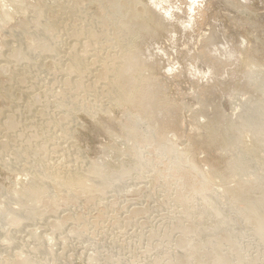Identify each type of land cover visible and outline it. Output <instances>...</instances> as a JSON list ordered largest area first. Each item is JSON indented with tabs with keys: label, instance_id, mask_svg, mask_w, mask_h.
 <instances>
[{
	"label": "bare ground",
	"instance_id": "6f19581e",
	"mask_svg": "<svg viewBox=\"0 0 264 264\" xmlns=\"http://www.w3.org/2000/svg\"><path fill=\"white\" fill-rule=\"evenodd\" d=\"M21 1L19 0V3L16 4V5H14V2H13V6L17 9L18 12H21V10L24 9V6H23ZM23 1H27V0H23ZM94 1H95V3H100V2L104 3V4L109 3L111 9H120L119 10V13H120L119 17L120 18L118 17L120 19L119 20L120 23L118 22L119 23L118 27H117V25H116V27L117 28H122L123 35H121L122 31H121V33L119 35H120V38H121V36H123V38H125V39H123L122 41H119V43L117 41V43H118L117 45L119 47V51L122 52V54L120 52H116V53H120L121 54L120 62L117 63L119 61L118 59H117L118 61L115 62V60H113V59H116V58H113V59L111 58V60H113L112 62L110 61L111 65H109V66H111V67H109L108 64H107L108 67H106L105 65H102L101 69L96 70L97 71V76L94 79V81L89 83V84L87 83L88 87H87V84H86V87L89 88V89L93 87V89H94V86L97 83L102 82V81L104 82L105 80H107L108 79V75L110 74L111 80L109 79L108 81H105L102 84V91L101 92L107 93L109 98H110L109 105L107 104L108 106L107 105H106V107L104 106L105 108L103 109V111H105V113L110 111L111 110L110 107L114 105V107L118 106V107H122V109L123 108L127 109V111H129V113H130L129 120L127 122L123 121L124 124L121 122L122 120L119 119L121 123L120 124L118 123L119 125H115V122L117 120L114 121L115 119L113 120L112 118H109V120L107 121V124L104 127L103 126L102 127H103V129L105 131L110 132L111 134H114L115 136H119V135L120 136H124V137L126 136V139L129 142L133 143L132 148L134 146L138 147L139 145H141L142 149L146 150V153H145V151L143 152L141 150L142 152L140 151L139 155L137 154L138 156L135 159L136 160L135 161V165L132 164L134 166L133 170L135 169L136 172L137 171H139V172L141 171L142 172L143 168H145L146 165H147V167L149 166L148 168L152 171V174H154V177H155L154 179H156L157 181L159 179L163 178L164 173L161 174L162 171H161V173L158 171L159 165H158V163H156V161H154L152 159L153 158L152 154L156 150H159V152H161L160 155H161L162 158L160 160V158L158 157V159L160 161H162L163 158H167V160L169 161L168 165L171 166L170 170H171V172L173 174V177H176L180 181V183L182 185V188L186 189L187 192H188V195L182 194L180 192V190H177V192H174L175 193V197H174L175 199H173V200H175V201H173V203L174 202H178L180 204V206H181L180 209L181 210L179 211V214L180 215L184 214V216L187 219H183L182 218L184 221H180L178 223V230H181V233L176 236L177 238L175 239V246L179 249V253H177L176 256L172 257L171 264H239V261L230 260L229 257H228V254L225 251L222 252L221 249H220V247H221L223 242L225 244L231 243L232 241H234V239L236 237V235L229 234L227 232L229 227L233 224V221H235L236 219H243L244 222L246 221L247 225L250 226V228L254 231L255 234H257L260 237L264 236V183L262 182V179H261L262 175H260V173L256 172L257 171L256 170V165L258 163L259 158L261 157L260 154L262 152H264V147H263V142H264V27L262 26L263 30H260V29H258V27L256 28V25L254 26L253 25L254 23H253L251 27L254 26V28H256L254 30H255V32L257 34H258L257 31L260 30V34H258L259 37H256V39L254 41H250L248 36H243V38H245V39L244 40L242 39L244 41V42L242 41V43L243 44L245 43V45H240V43H238L240 46L237 47L236 46L237 44L233 43V44H235V45H233L231 43L230 35H227L228 32L225 29V27L224 28L220 27L221 25L223 26V24H221L220 26H218V28L216 26L215 30L219 29L218 31H215V30L211 31V33H213L212 36H210L211 35L210 34L209 35L210 37H208V36H207L208 38L205 37L206 41L205 40H203V41L202 40H198L197 42L194 43V44H197V43H199L201 41L204 43L203 47L199 51L194 50V51H196V53L193 52L194 55H192V52H191L190 54L192 56H188V57H186L184 59H182L183 57H181L182 60L177 65H179V67H181V68L184 67L185 70L181 71V73L179 71L180 74L186 75V72H187V75H189V76L194 78L195 75L198 72H200V69H201V68H198L199 65L196 66V64L198 63V61H201L202 62L201 65L203 67L205 66L204 68L207 67L206 70L208 71V73L210 72L208 75H205V77H207L209 79L208 82H210V80L214 81V85L211 86V87L208 86L211 82L208 85L205 82V84L208 87L199 88L198 92L196 91L197 95L193 99L195 101L197 100V102L199 101L198 103H200V107H201L200 110L203 111V112H201V111L199 112L198 110H196L199 113H197L195 111L197 114H195V112H194V113H192L191 116H189L190 115V113H189V115L186 114L188 117L187 116L183 117L184 109L186 111V110H188L189 107L188 108H184L186 106V105L185 106L183 105L184 101L182 102V101H180L178 99H175L174 97H176V96L172 97V96H169L167 94V93H169L168 92V84L167 83L169 82L168 79L171 78V77L168 78V76L174 75V69H170L168 73L167 72L165 74L163 73L164 76H165L164 80L160 79L159 78L160 76L157 77L154 74V72H156L155 70H157L155 68L158 67V65L156 67L157 58L153 57V55H150L152 53H149V55H147V53L144 51L143 47L142 48L139 47L141 45L140 41H141V39H143L142 41H146L147 38H148V40L150 38V41H151V39H157L158 40V39H160L163 36L166 37V35H167V38L170 40V42L172 40H174V42L175 41L177 42L178 40H176V39L179 36L181 30H182L181 32H182L183 36L185 35V34H183V30H184V32L187 33L190 29H193L192 30V34H194V32H193L194 28L197 27L199 22L203 19L202 17L206 15L207 10H209L212 7L213 4L217 5V4H215V2L217 0H188L190 3H187L186 0L183 3L180 2L181 0H177L176 1L178 3L179 2L182 3L183 6L184 5L188 6L186 8H182L181 6L178 7L179 4H177L176 2L173 3L174 0H150L149 6L143 5V4H141L139 2V4H141L142 7L141 6L140 7H137V6L135 7L134 6V8H132L133 7L132 4L133 3L136 4V0H94ZM230 1L228 0V2L231 3V7L233 6V8L236 11H238V12H241V13L244 12V14H245V13H247V12H245V10H248V8H251V4H250L251 2L249 3L246 0H245L246 3H245V1L243 3L242 0H241L242 3H241V1H238V0H234V1L230 0ZM17 2L18 1H16V3ZM261 2L264 3V0H262ZM123 3H125L126 5H123ZM128 3H131V4H128ZM220 3H221V0H220ZM11 4H12V2H11ZM176 4H177V10H181L184 16L180 17V16H175L174 15V11L173 10H174ZM1 5H3V4H1ZM255 5L256 4H254V6ZM30 7H31V10L33 11V14H34V15H32L33 18H32V20H28V21L26 20L22 24V26L24 28V27H28V25L30 26V25L33 24L34 28H35V29L33 28L34 29L33 32L34 33H39L43 37L39 38V37L33 35V36H31V38H33L36 41V44L33 47H31L30 45H26V46L24 45L25 47H22V46L20 47L17 44L18 46H15V47H13L10 50L8 49L10 51L9 53L8 52L7 53L4 52V50H5V49L3 50L4 43H1L0 44V70L1 69L10 68L11 67L10 64H12L13 62H15L17 64L20 61L23 62V60L24 61L25 60H30L31 56H32V58H33V56H36V55H32L31 54L32 50L35 53V49L38 50V52H36L38 54L37 55L38 58L40 56H43L44 53H47V52L51 53V51L56 52V51H54V49H56L58 46L55 48V46H53L54 45L53 42L51 41L52 40L51 35L53 34L51 32L55 30L52 27H54L56 25L51 27L50 24H47L48 22L45 23L46 25H44V22L43 23L41 22V18L45 17V15L48 16V14H46L47 11L44 8H42L40 0H38V2H36V1L33 2V4ZM175 11H176V8H175ZM248 12H250V11H248ZM210 13H212V12L210 11ZM209 14H207V15L210 16ZM229 14H230V12H229ZM238 14H240V13H238ZM254 14H257V13H254ZM94 15L102 17V19H100V22L98 21L99 24H102L103 26H105L106 25L105 23H108L107 21L109 20V16H108V14L103 12L102 6H99V5L96 6V9L94 11ZM245 15L247 17V14H245ZM106 16H108V17H106ZM249 16H250V14H249ZM254 16H256V15H254ZM228 17H230V16H228ZM252 17H253V15H252ZM259 17H260V13H259ZM234 18H235V16L233 17V19ZM77 19H79V18H77ZM205 20H207V19H205ZM237 20H238V18H237ZM239 21H240V19L238 20V22ZM242 21L244 22V20H242ZM1 22H4V21L1 19L0 26H2ZM238 22H236V24ZM207 23L208 22H206V24ZM232 23L234 24L233 21H232ZM115 24H116V22L114 23V25ZM177 25L181 26L180 27L181 30L179 32H178ZM200 25L201 24H199L198 26H200ZM209 25H210V23H209ZM215 25H216V23H215ZM250 25H251V23H250ZM103 26H102V28H103ZM204 26H205V24H204ZM240 26H242V25H240ZM247 26H249V24ZM85 27H81L82 29H79L78 27H77L78 29H74V28L72 29L71 28L72 29L71 33H69V35L74 38L73 39L74 42L73 43L70 42V44H71L70 48H69L70 52L67 53V54H69V55H67L69 57L68 58L66 57V58H67V60L69 59L67 61V65L70 62L69 64H71L70 67L72 68L71 70H73L74 72L82 71L83 69L87 70L86 67L83 68V66H85L83 64H85L84 61L86 60V58L83 60V57L78 56L80 54H78L77 52H74L77 49V48L75 49V47H77L78 43L81 45L80 42H82V39L81 38L79 39V37L80 36L83 37V34H81V33L85 32V29H84ZM99 27H100V25H99ZM237 28H239V26ZM83 29H84V31H83ZM230 29H231V27H230ZM241 29H242V27H241ZM247 29H246V31H248V33H249V30H247ZM251 29H253V28H251ZM100 30L101 31H98V32H97V30H95L91 34L89 32L88 33H89V35L93 36V39L96 41L97 40V39H95L96 37L101 36L100 38H102V35H104V33H105L103 29L100 28ZM244 30H245V28H244ZM201 33H202V30H201ZM113 34H116V33H113ZM196 34H197V32H196ZM182 35L180 37H182ZM110 36H111V34H110ZM190 37H192V36H190ZM145 38H146V40H145ZM167 38H166V40H167ZM194 38H190V40L194 39ZM39 39H40L41 43H39V41H37ZM78 39L81 40V41H79ZM135 39L136 40L139 39V40H137L138 44H140L139 46H137V43H136ZM184 39H185V37H184ZM184 39H183V41L187 42ZM157 40H155V41H157ZM186 40H188V38ZM76 41H78V42L75 43ZM183 41H181V42H183ZM32 42H34V41H32ZM166 42H168V41H166ZM64 44H66V43H64ZM184 44L187 45V43H184ZM36 46H38V47H36ZM197 46H198V44H197ZM168 47H170V46H168ZM185 47H187V46H185ZM147 48H149V47L147 46ZM157 48H156V50H158V52L160 53V54H157V55H159V56L161 55L162 56L164 54V48L163 49L162 48H158L157 49ZM195 48H196V45H195ZM199 48H200V46H199ZM165 49H167V46L165 47ZM174 49H175V47H174ZM187 49H189V48L187 47ZM187 49L185 48V49H183V51H185ZM158 52H156V53H158ZM41 53H43V54H41ZM169 53H171V52L169 51ZM261 53H263L262 57H259V55ZM90 54H92V53H90ZM110 54H111V52H110ZM244 55H245V57H243ZM48 56H50V55H48ZM159 56H158V58H159ZM104 61H105V59H104ZM236 61H237V63H236ZM99 62H100V60H99ZM29 63H30V61H29ZM16 64H14V67H15ZM30 64H32V63H30ZM54 64H56V63H54ZM101 64H103V63H101ZM161 64H162V61H161ZM88 65L86 64V66H88ZM240 65H243L245 67V69L242 70V71H237V68H239ZM12 67H13V65H12ZM16 67H18V66H16ZM48 67H50V66H48ZM235 67H237V68H235ZM99 68H100V66H99ZM71 70H70V72H71ZM82 72H80V73H82ZM85 72H83V73H85ZM89 72H90V75H91V72H93V70L92 71L89 70L88 73ZM156 73H159V72H156ZM201 73H202V71H201ZM223 74L225 75L226 78L229 76L227 78L228 79L227 81L226 80L222 81V79L225 78ZM176 75H178V73H176ZM197 75H199V74H197ZM80 77H82V76H80ZM188 77H186V78H188ZM191 77L189 78V80L191 79ZM176 78H177V76H176ZM193 78H192V80H193ZM218 78H220V80ZM100 79H102V80L99 81ZM195 79L193 80V82L195 81ZM89 80H90V78H89ZM180 80L182 81V79H180ZM192 80H191V83H192ZM199 80H200V78H199ZM207 80L205 78V81H207ZM71 81H72V79H71ZM71 81H70V79H65L64 84L65 85H68V84L70 85ZM173 82H175V81H173ZM187 82H189V81L187 80ZM196 82H197V79H196ZM83 83H84V81L82 82V84ZM84 84H83V87H85ZM223 84H224V86H221ZM69 85L67 87H69ZM75 85H76L75 86L76 88L73 86L75 88V91L72 90V93H71V95H72L73 92H76L75 97H74V94L72 95L74 97V100L71 99V101L68 102V105H67L68 106L67 107L68 111L63 113L64 115H62L60 117V119L58 121H56L55 127H57V128H59V127L61 128V123H59L60 121H62L61 119H63V120L64 119L66 120V118L68 119V113L71 112L72 109H74V110L78 109V107L82 105V104L78 103L80 105L77 104V106H78L77 107L76 103H75L76 95L78 94L77 96H79V93H77V92L82 89L80 87L82 85H81V83H79V81ZM195 85H193V86L195 87ZM199 85H200V83H199ZM182 86H181V88H182ZM65 88H66V86H65ZM78 88H80V90ZM71 89L72 88L70 87V91H71ZM66 90H69V88L66 89ZM99 90H101V88ZM194 90H195V88L193 89V91ZM239 90H242V93L245 90H252L253 91V93H252L253 94V99L257 98V100H259L258 97H261V98L263 97V99L261 100V102H262L261 104L262 105H260L259 108H257L256 106H258L257 104L259 102L258 103L256 102V103H254V104H256L254 107H256L257 109H253L254 111L251 110L252 108L251 109L249 108L251 111H247L245 109L246 114H243V113L240 112V114H242V115L238 114L239 115L238 116L236 114L238 117H235L236 119H234L233 116L231 117L229 114H226V112L223 110L224 107L222 108V106H224L223 102L225 101L223 99L226 96L228 97L232 92H236V91H239ZM70 91H69V93H70ZM64 92L68 94V91L67 92L64 91ZM87 92H89V91H87ZM57 93H56V95H57ZM89 93H91V92H89ZM99 93H100V91H99ZM232 94H233V97H234V93H232ZM245 94H243V95H245ZM252 94L250 93L251 97H252ZM86 96H88V95L85 94V97ZM100 96L101 95L99 94V97ZM178 96H180V95H178ZM184 97H186V95H184ZM221 97L223 99H221V101L218 100ZM241 97H242V95H241ZM56 98H58V97H56ZM94 98H96V97H94ZM243 98H244V96H243ZM69 99L70 98H68V100ZM231 100H233V99L231 98ZM234 100H237V99H234ZM77 101H78V97H77ZM251 101H249V102L251 103ZM89 102H91L90 104L92 105V104H94L92 102H95V101L90 99ZM228 102L229 103L230 102L233 103L232 101H228ZM245 102H247V101H245ZM253 102L251 104H253ZM81 103H83V102L81 101ZM85 103H83V104L84 105H88V103H86V104ZM196 104H194V106H196ZM251 104H250V106L252 107ZM95 105L97 107L96 103H95ZM246 105H248V102H247ZM237 106H239V105H237ZM14 107H16V106L14 105ZM87 107H89V106H87ZM87 107H84V108L86 110L87 109L89 110V108H87ZM191 107L192 106L190 105V108ZM200 107H198L197 109H199ZM84 108L82 107L81 109H84ZM244 108H247V106L244 107ZM90 109H91V107H90ZM95 109H97V108H95ZM98 109L102 110L100 108H98ZM192 109L194 110L195 108H192ZM93 110L91 111V114L94 112ZM8 111L2 112V113L0 112V118H1L0 124L3 125V126L5 124L6 126L12 128V127L15 126V123H16V121L13 120V116H12L15 112L14 111H9L8 112ZM241 111L243 112L244 109L241 110ZM191 112H193V111L191 110ZM209 113H212V114H209ZM232 113H233V111H232ZM92 115H93L92 117H94V114H92ZM95 115H96V112H95ZM69 116H70V114H69ZM183 118H185V120ZM201 118H202V120H203V118H205V119L207 118L206 119L207 121L206 120H205L206 122L204 121L205 124L201 123V121H200ZM2 119L4 121H2ZM185 121H186V123H185L186 125H187L188 122H190V128H187V126L185 128V126H184V122ZM32 123H34V122H32ZM17 125H18V123H16V126ZM21 126H22V124H21ZM9 130H11V129H9ZM58 130H57V132H58ZM1 133H2V131H1ZM4 134H3V136H4ZM36 134H35V136L34 135H32V136L36 137ZM30 135H31V133H30ZM52 135L53 134H51V136ZM54 135L56 136V134H54ZM170 135H174L172 137H173V139L176 137V140L178 138L179 139L182 138L181 140H183V139L189 137L188 140L186 141L187 144H189V145H186L187 147L186 148L184 147L182 150L177 149L178 148V146L176 144L177 142L174 141L175 139L172 140ZM39 137H37V139ZM246 137L250 138L249 139V142H250L249 146H248V139H246ZM31 139L29 141H31V144L35 143V145L30 146L27 143H24V144H26V146H23V144H22V147L19 148L17 150V153H16V156L18 158L19 157L22 158V156L23 157L26 156V158H28L30 160L31 159H35V158L38 159L39 157H40L39 159H41L40 160L41 163L39 162V166H37V168L38 167L39 168L38 169L36 168L37 169V173H39V174L36 173L37 174L36 175L35 173H32V175H31V179L33 177H35V175L36 176L39 175V178L37 177V179L34 181V183L31 184V186H29L28 191L27 190H23V192H21V193L16 192L17 193V194L15 193L16 196L14 195L15 197L19 198V202H18L19 205L18 206L21 207V208L19 207L20 208L19 210H21V212H23V215H24L23 217L26 218V219H30V220L33 219L34 220L35 217L41 216V215H43L46 212H49V213L52 212V215L54 213L55 214L58 213L57 211L59 209L61 210L60 207L62 206V208H63L64 207L63 204L67 205V203H68V198L64 197V195H65L64 191L65 190L68 191V194H67L68 197H71V199L73 198V200H74V198L75 199L76 198L80 199V198H84L85 197L86 199L84 198L85 202L83 204L87 205V203H93L92 199L95 200L96 197H98V196L100 197V195L101 196L104 195V193H106L105 191H106L107 188H112L113 187L114 191H115L117 189V187H118V182L120 180L128 177V174H129L128 166H124L123 164H122L123 167H118V168H114V169L112 168V170L110 169V171H108L109 169L105 170L106 168L104 169L103 163H100L98 161L97 162L94 161L93 163H91L92 162L91 161L90 165L86 164L87 166H89V167H87L88 169L87 168H86L87 170H85V169L83 170L82 169V171L76 165H75L76 168H73V167L69 168L71 166L68 167V166H65V164L64 165H60L62 162L60 163L59 161H58V163H60V164L57 165V163L54 162L57 165L56 166L53 163L55 165L54 166V165L51 164V162H49L50 160L47 157V155H48L47 152H49V150L47 151L48 148L46 146V144H47L46 142L48 140L45 143L40 144V142H41L40 140L38 141L35 138H33L35 140H31ZM170 139L172 141H174L175 143L170 141ZM3 141H0V149H1V151L3 149V146H5V143ZM188 142H190V143H188ZM55 147L56 146L51 147V149L55 148ZM63 149L64 148H62V151H63ZM135 150L136 149H134L133 151H135ZM196 151H198V152L200 151V153H202V151H203L205 153V154L204 153L203 154L206 155V159H204L203 161L206 160L205 161V165L206 166L210 165V166L213 167V168L210 167V168L213 169L212 171L209 169V167H208V169L210 170V172L209 171H205V169L201 166V163H202L201 161H200L201 163H199L200 165L197 163L198 161H196V157H195V152ZM159 152H158V155H159ZM198 152H197V154L199 155ZM126 153H128V152H126ZM126 153H125V155H126ZM242 155H244V157H245V158L243 157L244 159L242 158ZM41 156H42V158H41ZM74 156H77V155H74ZM151 156H152V158H151ZM154 156H156L155 153H154ZM58 158H60V156ZM7 159H9V158H7ZM47 159L49 161H47ZM117 159H119V158L117 157ZM149 159H152L155 163L153 161L152 162L150 161L151 162V164H150L149 163ZM2 160H3V158H2ZM116 160H115V162H116ZM31 161L33 163V160H31ZM121 161H123V160H121ZM160 161H158L159 164H160ZM68 165H69V163H68ZM126 165H128V164H126ZM25 166H27V165H25ZM58 166H61V167H58ZM115 166H118V164L115 165ZM11 169H12V167H11ZM144 170H146V169H144ZM254 170H256V171H254ZM261 170H262V172H264L263 167H262ZM34 171H35V169H34ZM252 171H254L253 174H251ZM136 172H135V174H136ZM219 175L223 176V177L222 176L220 177L222 181L220 179H217V178H219ZM131 176H130V179L132 178ZM249 176L254 178V179L248 178ZM246 177L248 178V180L246 179ZM235 178L238 179V180L236 179L237 182L235 181L237 183V185L235 187H231L230 184H231V182L232 183L234 182ZM132 179H134V178H132ZM216 180H218V181L220 180L221 183L220 182L216 183ZM141 181H142V179H141ZM148 181L146 182V186H148L147 184L150 183ZM161 181H162V179H161ZM161 181H160L159 184H162ZM166 181H167V178H166ZM125 183H129L128 180ZM130 183H132V181ZM136 183H137V180H136ZM136 183L135 184L133 183L134 187H135V190L134 191H133V189L128 190L127 194H131V195L133 194L134 197L131 200H135V201H137L139 203V202H141L140 194L143 191L142 190L143 189V185H142V187H140L139 184H136ZM139 183H141V182L139 181ZM215 183L217 185L218 184L219 185L217 186V185H215ZM166 184H168V182H166L165 185L163 183L164 186H166ZM124 185L129 186L130 184L129 185L128 184H124ZM136 185L138 187H140V188H138V187L136 188ZM215 186H217V187L220 186V188L224 189V192L221 193V195H217L218 194V188L215 187ZM113 188H112V190H113ZM29 189H31V190H29ZM125 189H127V187L124 188V190ZM109 190H111V189H109ZM111 192L112 191H110V193ZM110 193H107V194H110ZM82 196H84V197H82ZM78 197H80V198H78ZM102 197H104V196H102ZM44 198L48 199V202L46 203V206L50 207L51 208L50 210H44V211L41 210L40 211L39 209L36 208L35 204H31V202L34 201L33 199H38V200L42 201ZM221 198H223V199L221 200ZM146 199H148V198H146ZM193 200L198 201L197 209L199 211L202 210V209L200 210V207L202 208L203 206H206V207L209 208V209H207L206 213L213 217V219L215 221L214 224L212 223L213 225L210 224L211 226L205 227V225L208 224V223L205 222V219L201 218L200 220H198V222L195 220V215H196L195 214V209H194V207L191 206L193 204L192 203ZM81 201H82V199H81ZM90 201H92V202H90ZM75 202H76V200H75ZM3 203L6 204V202H4V200H1L0 204L2 205ZM221 203H223V205H221ZM237 203H239V205H237ZM139 204H137V206ZM76 205H75V207H76ZM135 205H136V203H135ZM2 206H0V207H2ZM90 206L91 205H89V207ZM228 207H232L233 208V213L232 214L228 213V210L226 209ZM84 208H85V206H84ZM64 209H65V211H66V209L68 210L67 207H65ZM141 209H142V206H141ZM6 210L7 211H5L3 213L4 214V218H5L4 219L5 222L3 223L2 222L3 220H1V225L4 224V227L2 225V227H3L2 229H4L3 233L6 231V229H7L6 227L7 226L11 227V225L9 224V221H10V218L15 214V211H13L14 209L12 207L7 208ZM89 210H90V208H89ZM132 210L133 211L136 210V211L132 212V213H135V214L140 212L139 209H132ZM203 210H202V212H203ZM69 211H67V212H69ZM13 212H14V214L12 216H10ZM72 212H74V211H72ZM88 212H87V214H88ZM81 213H82V211H81ZM72 214H70V213H68L67 215L64 214L65 216L62 217L61 221L59 220V222L57 221V219H59L58 218L59 216L55 217L53 215L57 219L55 220V218H54V220H50L48 222V225L50 227L52 226V227L55 228V227H59V226L61 227V226L66 225V223H68L70 220L75 221L74 219H76L77 221H79L80 216L77 213H75L77 215H75V217H74ZM16 216H15V218H17ZM160 216H162V214ZM23 217H21L19 215V218L23 219ZM47 217H48V215H47ZM196 217H197V215H196ZM206 217H208V216L206 215ZM212 217H211V220H212ZM60 218H61V216H60ZM17 219L15 220V223H14V221L10 222L11 224H13V226H12L13 228L19 226L18 223H16ZM40 219H42V218H40ZM209 219H210V217H209ZM11 220H12V218H11ZM27 221H26L25 224H28ZM31 222L33 223L32 225H34V222L33 221H31ZM37 223L39 224V222H37ZM57 223L59 225L56 226ZM73 223L76 224V222H73ZM69 224H70V222H69ZM224 225H227V228L225 230H223V228H222V226H224ZM197 226H200L202 228L201 229L200 228H196ZM31 227H35V226H31ZM67 227H69V226H67ZM63 228L65 230L66 227H63ZM0 229H1V227H0ZM19 229H21V228H19ZM38 229H39V227H38ZM61 229H59V231ZM8 230H11V229L8 228ZM14 230L15 229H13V231ZM49 230H51V228ZM32 231H33V229H30V230L28 229V231H24V233L27 232V235H31ZM48 231H47V234H48ZM7 232H10V231H6L4 234H6ZM22 232H23V230H22ZM0 234H1L0 236H2V237L4 236L2 233H0ZM9 234L10 233H8L7 235H9ZM11 234H12V236L11 235L8 236L9 238L7 237L6 238L7 240L4 239V237H3V239L6 242H11V243L14 242V241L15 242L12 243L11 245L8 244L9 247L12 246L11 249L6 250L7 249V248H5L6 244H4L3 246L0 247V264H44V263H42L43 259H41V256L38 257L39 255H36V253L38 252L37 249L30 248L29 250H26V252L25 251H21V248H22L21 246L24 247V245H25V243L24 244L22 243V241L24 239L21 238V236L19 237V239H17L16 237L13 236V233H11ZM21 235H22V233H21ZM23 235H25V234H23ZM57 235H58V233H57ZM57 235H56V237H57ZM35 236H38V234L36 233ZM59 236H62V234L59 235ZM49 237L51 238L50 235H49ZM63 237H65V236H63ZM45 238H46V236H45ZM54 238H55V235H54ZM25 239H27V238H25ZM30 239H32V238H30ZM60 239L61 238H59L58 240H60ZM55 240L57 241V239H55ZM27 241H29V240H27ZM38 241H40V243H42L44 240H42V241L38 240ZM45 242H46V239H45ZM47 242H48V240H47ZM53 242H55V241H53ZM211 242H213V243L211 244ZM57 243H59V242L57 241ZM38 244L36 245L37 248H38ZM27 245H26V248H27ZM33 246H35V245H33ZM208 247H210V248L208 249ZM40 248L41 247H39V249ZM42 248H44V247H42ZM41 249H40V251H41ZM23 250H25V248ZM81 252H83V251H81ZM4 254H6V255H4ZM43 257H44V255H43ZM43 262H45V261H43Z\"/></svg>",
	"mask_w": 264,
	"mask_h": 264
},
{
	"label": "rangeland",
	"instance_id": "374dc122",
	"mask_svg": "<svg viewBox=\"0 0 264 264\" xmlns=\"http://www.w3.org/2000/svg\"><path fill=\"white\" fill-rule=\"evenodd\" d=\"M16 1H18V2L16 3ZM16 1L15 0L14 1L13 0H11V1L10 0H0V17H1L0 21H1V19L4 21V22H1L2 26H0V44L4 43L3 50L5 49L4 52H6V53L7 52L9 53L10 49H12L13 47L18 46V45L20 47L21 46L25 47L26 45H30L31 47H33L36 44V41L33 38H31V36H33V35L37 36L39 38L43 37L39 33L33 32L35 29L33 24L30 26L28 25V27H24V28L22 26V24L26 20L27 21L32 20V18H33L32 15H34V14H33V11L31 10L30 6L33 4V2H35V1L38 2V0H27V1H23V0L21 1L20 0L24 6V9L21 10V12H18L17 9L13 6V2H14V5L19 3V0H16ZM176 1L177 0H174L173 3ZM232 1H234V0H232ZM238 1H241V0H238ZM242 1L244 3L245 0H242ZM242 1H241V3H242ZM246 1L249 3L251 2L250 3L251 8H248V10H245V12H247V13H245V14H247V17L244 14V12H242V13L238 12L233 8V6L231 7V3H230L231 1L228 2V0L227 1L221 0V3H220V0H217L215 2V4H217V5L213 4L212 7L209 10H207L206 15L202 17L203 19L199 22V24H201V25L198 26L199 25L198 24L197 27L194 28L193 32L195 35L192 34L193 29H190L187 33L184 32V30H183V34H185L183 36L182 32H181L182 30L180 29L181 26L177 25L178 32L181 30L180 34L178 36L179 38L177 37V39H176V40H178L177 42L176 41L174 42V40H172L170 42V40L167 38V35H166V37L163 36L158 40L157 39H151V41L153 40L152 42L150 41V38H149V40H148V38H147V40L145 38L146 41H142L143 39H141V41H140L141 45L138 44L137 40H139V39H137V40L135 39L137 46L140 45L139 46L140 48L143 47V49L147 53V55H149V53H152L150 55H153V57L157 58L156 67H157V65H158V67L155 68V69H157L155 71L159 72V73L154 72V74L157 77L160 76L159 78L164 80L165 79L164 74L166 72L168 73L170 69H174V75L168 76V78H170V77L171 78L168 79L169 82L167 81L168 82L167 83L168 84V92L170 93V94L169 93H167V94L169 96H172V97L176 96L174 98L178 99L182 102L184 101L183 105L184 106L186 105L184 108L189 107L188 110H186V111L184 109L185 112L183 111V114L185 116L183 115V117H186L187 115H189V113H190L189 116H191L192 113H194L196 110H198L199 112L201 111L200 110L201 109L200 103H198L199 101L197 102V100L195 101L193 99L197 95L199 88H205L208 86L211 87L214 85V81L210 80L211 83L208 82L209 79L207 77H205V75H208L210 72L208 73V71L206 70L207 67L204 68L205 66L203 67L201 65L202 64L201 61H198V63L196 64V66L199 65L198 68H201V69H200V72L197 73L199 75L196 74L194 78L187 75V72H186V75L180 74L181 71L185 70V68L184 67L181 68L177 64L182 59H184L188 56L194 55L193 52L196 53V51H199L204 45V43L202 41L206 39L205 37L212 36L213 33H211V31L215 30L216 26L218 28V26H220L221 24H223V26L221 25L220 27H223V28L225 27V29L229 33V34L227 33V35H230L231 43L237 44L236 45L237 47L240 45H245V43L244 44L242 43V41L245 39V38H243V36H248L250 41H254L256 39V37H259L258 34H260V30H263V27H264V3L261 2L262 0H260V1L259 0H246ZM246 1H245V3H246ZM11 2H12V4H11ZM139 2L141 4L147 5V6H149V4H150V0L149 1L148 0H136V4L133 3L132 8H134V6L135 7L141 6L142 7V5L139 4ZM180 2L183 3V2H185V0H181ZM180 2L179 3L176 2L177 4H179L178 7H180V6L182 8L188 7L186 5H184L185 6L184 7L183 4ZM186 2L190 3L188 0H186ZM40 3L42 5V8H44L47 11L46 14H48V16L45 15V17L41 18V22L42 23L44 22V25H46L45 23L48 22L47 24H50L51 27L56 25V26L52 27L55 30L51 32V33H53L51 35V37H52L51 41L54 44V45L53 44L52 45L55 46V48L58 46L56 49H54V51H56V52L51 51V53H49V52L44 53V54L41 53V54H43V56L44 55L45 56L44 57L40 56L38 58L37 57L38 54L36 53V52H38V50L35 49V53H34V51L31 49L32 50V51L30 50L31 54L36 55V56H33V58L31 56L30 60H25L26 62L24 60H23V62L20 61L17 64L15 62H13V63L11 62L12 64H10L11 65L10 68L0 70V112L2 113V112H6L8 110L14 111L15 113L12 115L13 120H15L16 123H18V125L16 126V123L14 122L15 126L12 128L6 126L5 124H4V126L0 124L1 125L0 126V138H1L0 141L4 140L3 142L5 143V146H3L2 151L0 149V151H1L0 152V161L1 162L3 161L2 162L3 164L0 162V201L4 200V202H6V204L5 203L2 204L3 206L0 204V206H2V207H0V227H1L0 233H2L4 235L3 236L4 239H6L10 235L12 236L11 233H13V236L16 237L17 239H19V237L21 236V238L24 239L23 240L24 242L22 241V243L23 244L25 243L24 247L21 246L22 247L21 251L26 252V250H29L30 248L37 249L38 254L36 253V255H39L38 257L41 256V259H43L42 263H44V264H71V263L72 264H171L172 257L176 256V254L179 253V249L175 246V239L177 238L176 236L181 233V230H178V223L180 221H184L183 219H187L184 216V214H181V215L179 214V211L181 210L180 204L178 202L173 203V201H175V200H173V199H175L174 198L175 197L174 192H177V190H180V192L182 194H185V195H188V192L186 189L182 188L180 181L176 177H173V174L170 170L171 166L168 165L169 161L167 160V158H163V160L160 161L162 157L160 155L161 152H159V150H156L155 152H153V154H152L153 158H152V156H151V158L154 161H156V163H158V165H159L158 171L160 173L162 171L161 174L164 173L165 176L163 175V178H161L163 182L161 181V179H159L158 181L156 179H154L155 178L154 174H152V171L148 168L149 166L147 167V165L145 168H143L142 172L141 171L136 172L135 169L133 170V168H134L133 165H135V161H136L135 159L139 155L140 151L142 150L143 152L145 151V153H146V150L142 149L141 145H139L138 147L134 146L135 148L134 147L132 148L133 143L129 142L126 139V136L125 137L120 136V135L115 136L114 134H111L110 132H107L103 129V127L107 124V121L109 120V118H112L113 120L115 119L114 121H116V120L118 121L120 119V120H122L121 122L123 124H124L123 121L127 122L130 118L129 111H127V109L123 108L125 110L124 111L122 109V107H118V106L114 107V105L113 106L110 105L111 106L110 111H108L106 113H105V111H103V109L106 107V105L107 104L109 105L110 98H109L107 93L101 92L102 91V84L105 81H108L109 79L111 80L110 74L108 75L107 80H105L104 82L102 81V82L97 83L94 86V89H93V87L90 89L87 88L88 84L93 82L94 79L96 78V76H97L96 70L101 69L102 65H105L106 67H108L109 65H111L110 63L113 60H115V62H117L119 60L117 63L120 62V59H121L120 56H121L122 52L119 51V47L117 44L119 43V41H122L123 39H125V38H123V36H121V38H120V35H119L122 31V28H117L118 24L120 23L119 22V20H120L119 19L120 18L119 17V14H120L119 10L120 9H111L109 3H106V4L101 3V2L95 3L94 0H40ZM1 4H3V5H1ZM128 4H131V3H128ZM177 4L175 6L176 11H175V8L173 10L174 15L180 16V17L184 16L181 10H177ZM254 4H256V5L254 6ZM98 5L102 6L103 12L108 14V16H109V20L107 21L108 23H105L106 24L105 26H103L102 24H99L100 19H102V17L94 15V11L96 9V6H98ZM123 5H126V4L123 3ZM210 11L212 13H210ZM248 11H250V12H248ZM229 12H230V14H229ZM238 13H240L241 15ZM254 13H257V14H254ZM259 13H260V17H259ZM207 14H209L211 17L208 16ZM249 14H250V16H249ZM252 15H253V17H252ZM254 15H256V16H254ZM108 16H106V17H108ZM228 16H230V17H228ZM234 16L236 19L235 18L233 19ZM77 18H79V19H77ZM237 18H238V20L240 19L239 22H238ZM205 19H207V20H205ZM241 19L244 20V22ZM232 21L234 22L235 25L232 23ZM115 22H116V24L114 25ZM206 22H208L207 23L208 25L206 24ZM236 22H238V23L236 24ZM209 23H210V25H209ZM215 23H216V25H215ZM250 23H251V25H250ZM98 24L100 25V27ZM204 24H205V26H204ZM248 24L250 27L247 26ZM252 24L254 26L256 25V28L258 27V29H260L259 31L256 30L258 32V34L254 30L256 28H254V26L251 27ZM116 25H117V27H116ZM240 25H242V26H240ZM102 26H103V28H102ZM229 26L231 27L232 30L230 29ZM238 26H239V28H237ZM77 27L79 29H82L81 27H85L84 28L85 32L81 33V34H83V37L82 36L79 37V39L80 38L82 39V42H80L81 45L78 43L77 47H75V49L77 48L78 50L76 49V51H74V52H77L78 54H80L78 56L83 57V60L86 58L87 61L86 60L84 61L85 64H83V65H85V66H83V68L86 67V69L88 71L93 70V72H91V75H90V72L88 73V71L85 69L82 70L83 72L86 71L85 73H83L82 71H78L79 73L74 72L73 70H71L72 68L70 67L71 66V64H69L70 62L67 65V61L69 60V59L67 60V58L69 57V56H67V55H69L67 53L70 52L69 51V48L71 45L70 42L71 43L74 42L73 41L74 38L71 37L69 35V33H71V30L73 28L78 29ZM241 27H242V29H241ZM100 28L103 29L105 33H104V35H102V38H100L101 36H98L96 38L94 37L95 39H97L95 41L93 39V36L89 35V33L91 34L95 30H97V32L101 31ZM244 28H245V30H244ZM251 28H253V29H251ZM84 29H83V31H84ZM91 29L92 30L94 29V30L92 31ZM246 29L249 30V33H248V31H246ZM201 30H202V33H201ZM218 30H215V31H218ZM196 32H197V34H196ZM113 33H116V34H113ZM110 34H111V36H110ZM121 35H123V31H122ZM181 35H182V37H180ZM189 35L192 37H190ZM184 37H185V39H184ZM166 38H167V40H166ZM187 38H188V40H186ZM190 38H194V39L190 40ZM183 39L187 42H184ZM155 40H157V41H155ZM198 40H202V41L197 43L198 44V46H197V44H194V43L197 42ZM32 41H34V42H32ZM37 41H39V43H41L40 39ZM79 41H81V40H79ZM117 41H118V43H117ZM166 41H168V42H166ZM181 41H183V42H181ZM77 42L78 41H76L75 43H77ZM64 43H66L67 45ZM184 43H187V45ZM238 43H240V45ZM235 44H233V45H235ZM195 45H196V48H195ZM147 46L149 48H147ZM166 46H167V49H165ZM168 46H170V47H168ZM185 46H187L189 49H187V47H185ZM199 46H200V48H199ZM36 47H38V46H36ZM157 47L162 48V49L164 48V54L162 55L163 57L161 55H160L161 57L159 55H157V54H160L158 52V50H156ZM174 47H175V49H174ZM185 48L187 50L183 51V49H185ZM194 50H196V51H194ZM169 51L171 53H169ZM110 52H111V54H110ZM116 52H120L121 54L116 53ZM156 52H158V53H156ZM191 52H192V55L190 54ZM88 53L89 54L92 53V54L89 55ZM262 54L263 53H261L260 54L261 56L259 55V57H262ZM48 55H50V56H48ZM158 56H159V58H158ZM101 57L102 58L104 57V58L102 59ZM181 57H183V58L181 59ZM243 57H245V55ZM111 58L112 59L116 58V59L111 60ZM104 59H105V61H104ZM99 60H100V62H99ZM29 61L32 64H30ZM161 61H162V64H161ZM54 63H56V64H54ZM101 63H103V64H101ZM236 63H237V61H236ZM14 64H16L15 67H14ZM86 64L87 65L89 64L90 66L89 65L86 66ZM107 64H108V66H107ZM12 65H13V67H12ZM16 66H18V67H16ZM48 66H50V67H48ZM99 66H100V68H99ZM109 67H111V66H109ZM235 68H237V67H235ZM69 69L71 70V72ZM244 69H245V67L243 65H240L239 68H237V71H242ZM179 71H180V73H179ZM201 71H202V73H201ZM80 72H82V73H80ZM176 73H178V75H176ZM175 75L177 76V78ZM80 76H82V77H80ZM203 76L206 78V80L207 79L208 80L205 81V78ZM186 77H188V78H186ZM190 77H191V79L189 80ZM224 77H225V75H224ZM89 78H90V80H89ZM192 78H193V80L196 78L197 82H196V79L193 82ZM199 78H200V80H199ZM227 78L226 77L223 78L222 81H225V80L227 81L228 80ZM65 79H70V81L72 79V81L70 82V85L68 84L69 87H67L68 85L64 84ZM180 79H182V81ZM218 79L220 80V78H218ZM101 80L102 79H100L99 81H101ZM187 80L189 82H187ZM191 80H192V83H191ZM78 81H79V83H81L82 86H80V87L82 89L80 90V88H78L80 91L77 90L78 91L77 93H79V96H77L78 94L76 95L75 103H76V106L78 103H80L82 105L79 107L77 106L78 109H75V110L72 109V111L68 113V119L67 118H66V120L61 119L62 121L59 122V123H61V128L60 127L57 128V127H55L56 121H58L60 119V117L62 115H64L63 113L68 111V108H67L68 102L71 101V99L74 100L76 92H73L74 97L72 96L73 94L71 95V93H72V90L75 91V88H76L75 84ZM83 81L85 83V84L83 83L85 87H83V84H82ZM173 81H175V82H173ZM205 82L207 85L209 83L211 85L209 84L207 86L205 84ZM199 83L201 86L199 85ZM86 84H87V87H86ZM180 85L181 86L183 85L184 87L182 86V88H181ZM193 85H195V87ZM65 86H66V88H65ZM221 86H224V84ZM70 87L72 88L71 91H70ZM193 87L195 88L194 91H193V89H194ZM68 88H69V90H66ZM100 88H101V90H99ZM86 90L91 92V93L87 92ZM64 91H66V92L68 91V94L65 93ZM69 91H70V93H69ZM99 91H100V93H99ZM56 93L58 96L56 95ZM232 93H234V97H233ZM232 93L228 96L230 99L226 96L224 99L221 97L218 100H220V101H221V99L225 100L223 102L224 106H222V108L224 107L223 110L226 112V114H229L231 117L233 116L234 119H236L235 117L239 116L238 114H240V112L243 114H246L245 109L247 111H251V110L254 111L253 109H257V108H259L260 105H262L261 100L263 99V97L262 98L258 97L259 100H257V98L253 99V94H252L253 91L252 90H245L243 93H242V90H239V91L232 92ZM250 93L252 94V97L250 96ZM85 94L88 95V96H86L87 98L85 97ZM99 94L101 95L100 97H99ZM243 94H245V95H243ZM178 95H180V96H178ZM184 95H186V97H184ZM241 95H242V97H241ZM93 96L96 98H94ZM243 96H244V98H243ZM56 97H58L59 99ZM77 97H78V101H77ZM68 98H70V99L68 100ZM231 98L233 100H231ZM90 99L95 101V102H92L94 104H92V105L90 104L91 103V102H89ZM234 99H237V100H234ZM244 100L248 102V105H246L247 102H245ZM81 101L83 103H85L87 101L86 103H88V105H84L83 103H81ZM228 101H232L233 103L230 102L232 105ZM249 101H251V103L253 101L254 102H253V104H251ZM256 102L260 103V104L259 103L257 104L258 105V106H256L257 108L254 107L256 105L254 103H256ZM95 103L97 104V107H96ZM80 104H78V105H80ZM194 104H196V106H194ZM250 104L252 105V107L250 106ZM14 105L16 107H14ZM190 105L192 106L191 108H190ZM237 105H239V106H237ZM87 106H89V107H87ZM197 106L200 108L197 109L198 108ZM246 106H247V108H244ZM80 107L81 108L87 107V108H89V110L88 109L86 110L85 108L81 109ZM90 107H91V109H90ZM95 108H97V109H95ZM98 108H100L102 110H99ZM192 108H195V109L193 110ZM242 108L244 109L245 112L241 111V110H243ZM249 108L250 109L252 108V109L250 110ZM190 109L193 112H191ZM92 110L94 111L92 113V114H94V117H92L93 115L91 114ZM198 111H196V112L199 113ZM232 111L234 114L232 113ZM95 112H96V115H95ZM196 112H195V114H197ZM201 112H203V111H201ZM69 114H70V116H69ZM209 114H212V113H209ZM240 115H242V114H240ZM183 119L185 120V118H183ZM206 119L203 118V120H202V118H201L200 119L201 123L203 124ZM0 120H1V118H0ZM120 120L118 122L116 121L115 125H119L121 123ZM2 121H4V120L2 119ZM186 121L184 122L185 128H186V126H187V128H190V122H188L186 125L185 124ZM32 122H34V123H32ZM21 124H22V126H21ZM8 128L11 130H9ZM57 130H58V132H57ZM1 131H2V133H1ZM30 133H31V135H30ZM3 134H4V136H3ZM35 134H36V137H34ZM51 134H53V135L51 136ZM54 134H56V136ZM32 135H34V136H32ZM172 136H174V135H170L172 140L175 139L174 141L177 142L176 143L178 146L177 149L182 150L184 147L185 148L187 147L186 145H189L186 142L189 137H187V138L184 137L185 139H183L184 140L183 141V140H181L182 138H180V139L178 138L176 140V137L173 139ZM37 137H39L40 139L39 138L37 139ZM33 138L37 139L38 141L40 140L41 141L40 144L45 143L48 140L46 142L48 144V145L46 144V146L48 148L47 151L49 150V152H47L48 153L47 157L50 161L48 159H47V161L51 162L52 165H54L55 163H57V165H59L62 162L60 165L65 164V166H68V167L71 166L69 168H72V167L76 168V166H77L82 171V169L83 170L88 169L87 167H89V166H87V165H90L91 161H92L91 163H93L94 161L95 162L98 161L100 163H103L104 169L106 168L105 170L109 169L108 171H110V169L112 170V168L114 169V168H118V167H123L122 166V164H123L124 166H128V170H129L128 177H126V178H124L118 182V187L115 191H114L113 187H112L113 190H112V188H107L105 191L106 193H104V195H102L104 197H102L100 195V197L99 196L96 197L95 200L92 199L93 203H87V205L83 204L85 202L84 200L86 199L84 196H82V197H84L85 199L78 197L80 199L74 198V200H73V198L71 199V197H68V195H67L68 191L65 190L64 191V194H65L64 197L68 198V203H67V205L63 204L64 207L62 208V206H61L60 207L61 210L59 209L57 211L58 213L53 214L55 217L59 216L58 217L59 219L55 218L52 215V212L51 213L46 212L47 214L44 213L41 216H37L34 218V220L33 219H31V220L26 219L23 217L24 216L23 212H21V210H19L21 208L20 206H18L19 205L18 204L19 198L15 197L16 196L15 193L16 192L21 193V192H23V190L28 191L29 186H31V184L34 183V181L37 179V177L39 178V175L38 176H36V175L39 174V173H37V169L39 168V167L37 168V166H39V162L41 163V161H40L41 159H39L40 157L38 158L39 160L36 158H35L36 160L31 159V160H33V163H32V161L30 159L26 158V156L25 157L22 156V158H20V157L18 158L16 156V153H17V150L22 147V144H23V146H26V144H24V143H27L30 146L35 145V143L31 144V141H29L30 139L35 140ZM246 139H248V146H249L250 145V142H249L250 138L246 137ZM172 140L170 139V141H172ZM174 141H172V142L175 143ZM188 143H190V142H188ZM54 146H56V147L51 149V147H54ZM263 147H264V142H263ZM58 148L59 149L61 148L60 149L61 151H62V148H64V149L61 152ZM134 149H136V150L133 151ZM126 152H128V153H126ZM158 152H159V155H158ZM197 152L198 151L195 152L196 161H198L197 163L199 164L202 162L201 166L205 169V171H209V172H210V170L212 171L213 167L210 165L206 166L205 165L206 160L203 161L204 159H206V155H204L205 153L203 151H202V153H200V151H199L198 152L200 155L199 156L197 154ZM125 153H126V155H125ZM154 153L156 156H154ZM73 154L77 155L78 157L74 156ZM59 156H60V158H58ZM260 156L261 157L259 158L258 163L256 165L257 171L256 170H254V171H256V172L260 173V175H262L261 179H262V182L264 183V172H262V170H261L262 167L264 169V152H262L260 154ZM117 157L119 159H117ZM158 157L160 158V160L158 159ZM243 157H244V155H242V158ZM2 158H3V160H2ZM7 158H9V159H7ZM41 158H42V156H41ZM152 159H149L150 164L153 161ZM115 160H116V162H115ZM121 160H123V161H121ZM58 161L60 163H58ZM158 161H160V164ZM68 163H69V165H68ZM84 164L85 165L87 164V165L85 166ZM117 164H118V166H115ZM126 164H128V165H126ZM25 165H27V166H25ZM11 167H12V169H11ZM58 167H61V166H58ZM208 167L210 170L208 169ZM210 167H212V168H210ZM34 169H35V171H34ZM144 169H146V170H144ZM254 171H252L251 174H253ZM135 172L137 175L135 174ZM32 173H35V174L37 173L35 175L36 178L33 177L31 179ZM129 175L130 176L132 175L131 177L134 179L131 178L132 179L131 180ZM221 176L219 175V178H217V179L221 180V178H220ZM165 177L167 178V181H166ZM248 178L251 179L252 177L249 176ZM248 178L246 177L247 180H248ZM141 179H142V181H141ZM236 179L237 178L234 179L233 183L231 182V184H230L231 187H235L237 185L236 182L238 179L237 180ZM252 179H254V178H252ZM127 180L129 183H125V182H127ZM136 180H137V183H136ZM220 180L219 181L216 180V183H219V182L221 183L222 180L221 181ZM131 181H132V183H130ZM139 181L141 183H139ZM147 181L151 183V184L150 183L147 184L148 186H146ZM160 181L162 184H159ZM166 182H168V184H166V186H164ZM133 183L139 184L140 187H142V185H143V189H142L143 191L140 194V200H141V202H139L140 204L135 200H131L134 197L133 194L132 195L127 194L128 190H131V189H133V191L135 190ZM163 183H164V185H163ZM216 183H215V185H217ZM124 184H128V185L132 184V185L131 186L129 185L130 186L129 187V186H126ZM217 186H215V187H217ZM126 187H127V189L124 190V188H126ZM137 187L138 186L136 185V188ZM140 187H138V188H140ZM217 188H218V194L217 195H221V193L224 192V189L220 188V186ZM109 189H111V190H109ZM29 190H31V189H29ZM110 191H112V192L110 193ZM107 193H110V194H107ZM124 194L125 195L127 194V195L125 196ZM146 198H148V199H146ZM81 199H82V201H81ZM222 199L223 198H221V200ZM33 200L34 201L31 202V204H35L36 208L39 209L40 211L51 209L50 207L46 206L48 199L44 198L42 201H40L38 199H33ZM75 200L77 203L75 202ZM92 201H90V202H92ZM135 203H136V205H135ZM192 203L193 204L191 206L194 207L195 214L199 218L198 219L195 215V220L197 222L201 218L205 219V222L208 223L207 225H205V227L211 226L215 223L213 217L206 213L207 209H209L208 207H206V206H203L202 208L200 207V210L204 209L202 212V210L199 211L197 209L198 201L193 200ZM137 204H139V205L137 206ZM75 205H76V207H75ZM89 205H91V206L89 207ZM131 205L132 206L134 205V206L132 207ZM221 205H223V203H221ZM237 205H239V203H237ZM84 206H85V208H84ZM141 206H142V209H141ZM9 207H12L14 209L13 211H15V214L13 212L10 215V216H12L14 214L11 217L12 220L10 218V221H9V224L11 225V227H9V226L6 227L7 228L6 231H10V232H7L6 234H4L6 231L3 233L4 229H2V228L4 227V224H2L3 225V227H2L1 220H3L2 221L3 223L5 222L4 221L5 218H4L3 213L5 211H7L6 209ZM65 207H67L68 210L66 209V211H65V209H64ZM89 208H90V210H89ZM228 208H226L228 210V213L232 214L233 208L232 207H228ZM132 209H139L140 212H138L136 214L132 213V212L136 211V210L133 211ZM69 210L70 211L72 210L74 212H72V211L70 212ZM67 211H69V212H67ZM81 211L83 214L81 213ZM87 212H88V214H87ZM68 213H70V214L73 213L72 215L74 217H75V215L78 214L80 216L79 221H77L76 219H74L75 221L70 220L69 221L70 224H69V222L66 223V225L69 227L64 225L61 227L59 226L60 228L59 227L54 228V227H52V226L50 227L48 225V222L50 220H54V218H55V220L57 219V221L59 222V220L61 221L62 217H64ZM75 213H77V214H75ZM161 214H162V216H160ZM19 215L21 217H23V219L19 218ZM47 215L49 218L47 217ZM202 215L203 216L205 215V216L203 217ZM206 215L208 217H206ZM15 216L18 219L15 218ZM60 216H61V218H60ZM209 217H210V219H209ZM211 217H212V220H211ZM40 218H42V219H40ZM16 219H17L16 223H18L19 226L13 228L12 227L13 224H11L10 222L14 221V223H15ZM39 220L40 221L42 220V221L40 222ZM26 221L28 224H25ZM31 221L34 222V225H32L33 223ZM37 222H39L40 225ZM73 222H76V224ZM57 225H59V224L57 223L56 226ZM31 226H35L36 228L31 227ZM38 227H39V229H38ZM49 227L51 228V230H49L50 229ZM63 227H66L67 229L65 228V230H64ZM8 228L11 230H8ZM12 228L15 230L13 231ZM19 228H21V229H19ZM58 228L59 229L62 228L63 230L61 229L59 231ZM196 228L201 229L202 227L197 226ZM222 228H223V230H225L227 228V225L222 226ZM28 229L29 230L33 229L31 235H27V232L24 233V231H28ZM22 230H23V232H22ZM47 231H48V234H47ZM35 232L38 234V236H35L36 235ZM227 232L229 234L236 235V237H235L234 241H232L231 243L225 244L223 242L220 249L222 252L225 251L228 254V257L230 260L239 261V264H264V236L260 237L257 234H255L254 231L250 228V226L247 225L246 221L244 222L243 219H236L235 221H233V224L229 227ZM8 233H10V234L7 235ZM21 233H22V235H21ZM57 233H58V235H57ZM23 234H25V235H23ZM61 234H62V236H59ZM44 235L46 236V238ZM49 235L51 236V238L49 237ZM54 235H55V238H54ZM56 235H57V237H56ZM63 236H65V237H63ZM1 237L2 236H0V247L3 246L4 244H6V246H5V248H7L6 250L11 249L12 246L9 247L8 244L11 245L15 241L12 243L6 242L3 239V237L2 238ZM24 237L27 239H25ZM30 238H32V239H30ZM59 238H61V239L58 240ZM45 239H46V242H45ZM55 239H57V241L59 243H57V241ZM27 240H29V241H27ZM38 240H41V241L44 240V241L42 243H40V241H38ZM47 240H48V242H47ZM53 241H55V242H53ZM212 243L213 242H211V244ZM37 244H38V248L36 246ZM26 245H27V248H26ZM33 245H35V246H33ZM39 247H41V248L44 247V248H42V249L40 248L41 249V251H40ZM24 248H25V250H23ZM209 248L210 247H208V249ZM81 251H83V252L85 251V252L83 253ZM4 255H6V254H4ZM43 255H44V257H43ZM43 261H45L46 263Z\"/></svg>",
	"mask_w": 264,
	"mask_h": 264
}]
</instances>
